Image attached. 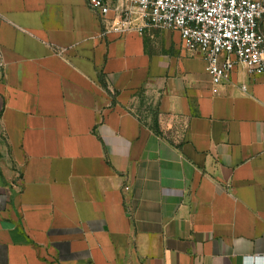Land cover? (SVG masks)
<instances>
[{"label":"crops","instance_id":"0c3cea01","mask_svg":"<svg viewBox=\"0 0 264 264\" xmlns=\"http://www.w3.org/2000/svg\"><path fill=\"white\" fill-rule=\"evenodd\" d=\"M214 89L179 32L0 0V264H264V75Z\"/></svg>","mask_w":264,"mask_h":264},{"label":"built area","instance_id":"2783aa9c","mask_svg":"<svg viewBox=\"0 0 264 264\" xmlns=\"http://www.w3.org/2000/svg\"><path fill=\"white\" fill-rule=\"evenodd\" d=\"M104 34L148 29L179 32L187 49L201 51L217 87L238 66L264 75V2L258 0H86ZM113 14L109 18V15Z\"/></svg>","mask_w":264,"mask_h":264}]
</instances>
